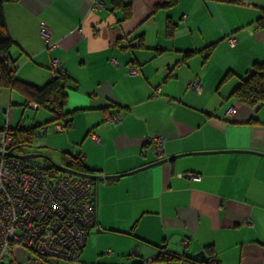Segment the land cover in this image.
Segmentation results:
<instances>
[{
    "label": "crops",
    "instance_id": "0c3cea01",
    "mask_svg": "<svg viewBox=\"0 0 264 264\" xmlns=\"http://www.w3.org/2000/svg\"><path fill=\"white\" fill-rule=\"evenodd\" d=\"M0 1L16 76L43 85L53 57L68 76L66 108L78 111L58 140L63 149L74 147L88 166L100 169L98 175L182 154L98 179L95 227L77 261L54 264H163L155 260L159 247L198 257L209 244L222 264H264V106L255 111L230 96L238 76L264 61V30L255 23L264 0H178L168 9L160 6L163 0H125L132 13L124 19L111 0ZM169 18L175 23L171 36L165 31ZM41 22L58 42L54 50L45 47ZM212 43L207 56L182 60L183 51ZM130 65L139 73L129 74ZM228 70L232 76L222 80ZM12 93L0 86V127L27 125L23 115H31L23 109L18 119ZM40 115L28 125L47 120L50 112ZM150 136L164 138L161 156ZM231 149L236 151H226ZM200 151L215 152L191 153ZM93 229L111 235L107 255L99 237L89 240ZM91 250L98 251L93 260L87 258ZM15 255L2 264H29L26 253L17 249Z\"/></svg>",
    "mask_w": 264,
    "mask_h": 264
},
{
    "label": "built area",
    "instance_id": "2783aa9c",
    "mask_svg": "<svg viewBox=\"0 0 264 264\" xmlns=\"http://www.w3.org/2000/svg\"><path fill=\"white\" fill-rule=\"evenodd\" d=\"M39 33L47 49L58 46L45 22L40 23ZM229 43L234 47L236 39L230 37ZM111 61L117 64L116 59ZM59 64V58L53 57L51 76ZM128 73L135 75L139 69L130 65ZM191 84L201 91L198 80ZM8 129L6 126L0 131V264L13 249L26 253L30 264H51L57 259L77 261L96 220L92 184L11 155ZM57 129L61 126L57 125ZM93 137L100 141L98 135ZM147 140L155 145L156 155L161 156L164 138L150 136Z\"/></svg>",
    "mask_w": 264,
    "mask_h": 264
},
{
    "label": "trees",
    "instance_id": "16d2710c",
    "mask_svg": "<svg viewBox=\"0 0 264 264\" xmlns=\"http://www.w3.org/2000/svg\"><path fill=\"white\" fill-rule=\"evenodd\" d=\"M209 1V0H204ZM217 2H226L230 4H242L246 0H211ZM178 0H163L160 5L165 9L172 8L177 4ZM112 8H117L122 12L123 19L129 18L132 13V6L125 0H111ZM260 14L256 19V27L264 30V6L260 8ZM175 23L169 18L166 20L165 31L168 36H171L174 31ZM14 41L10 36L3 4L0 1V86L6 87L13 91L18 92L22 98L23 108L31 107L32 109L44 108L50 112V116L43 122L32 120L29 125H16L8 127L9 134L12 138V143L9 146L10 154L15 157L20 155L42 153L37 151L41 145L37 144L39 135H44L50 125L61 126V131L69 130L72 127L73 115L77 109L69 110L66 108L68 94H67V74L61 67V62L56 69V73L51 76L50 79L43 85L37 86L32 83L26 82L19 79L16 76L17 66L14 60H11L9 55V49L13 45ZM214 43L207 45L202 49L185 50L182 54V60L185 61L196 53H204L205 56L210 54L213 50ZM51 71V70H50ZM233 72L228 70L223 76L222 80H226L232 76ZM239 80L235 87L231 90L230 96H232L237 102L254 109L257 111L261 106H264V61H255L251 67L243 76H238ZM199 82V81H198ZM194 88V87H193ZM195 89V88H194ZM36 104L37 107L31 105ZM9 117V116H8ZM7 125L1 126L0 131ZM59 130V131H60ZM26 158V157H24ZM42 157L28 158L34 163L43 165L44 167L52 170L56 169L57 172H63V170L53 166V164L45 158H42L43 162H39L36 159ZM62 161L64 166L68 167L71 172L64 171V174L71 175L69 178H79L84 181H89L93 186L91 193V200L95 207V201L93 200V194L95 186L98 182L97 175L101 171H92L86 164L84 159L77 153L64 152L62 154ZM63 174V175H64ZM87 174H90L88 176ZM68 176V175H67ZM66 176V177H67ZM96 212V208H95ZM95 223L93 227H95ZM159 251L156 255L155 260L163 264H171L174 261H182V264H222L220 259L217 257L213 244L205 245V256L204 257H192L188 255H179L178 253L159 247ZM16 249H13L9 255H15ZM8 255V256H9ZM27 260V259H26ZM57 259L53 260L51 264L56 263ZM23 263V262H22ZM27 263L28 260H27ZM30 264V263H29ZM131 264H150L144 260L137 259Z\"/></svg>",
    "mask_w": 264,
    "mask_h": 264
},
{
    "label": "rangeland",
    "instance_id": "374dc122",
    "mask_svg": "<svg viewBox=\"0 0 264 264\" xmlns=\"http://www.w3.org/2000/svg\"><path fill=\"white\" fill-rule=\"evenodd\" d=\"M261 6L262 7L264 6V1H262ZM259 11H260V8H259ZM12 95H13V102H15L17 104V105H13L12 108H14V110H15L17 116H18V119H19V116L21 115V112H23V109L26 110L27 114H31V115H28V116L23 115V117H24L27 125L29 123V120L32 117L39 118V115H40L41 112L42 113H48V111L46 109H44V108H39L38 111H36L35 109H32L30 106L27 107V108H23V106H21L22 102H21V98H20V95L18 94V92L13 91ZM2 110L3 109H0V119L3 121V118L5 117V113ZM45 116H46V114H44V117ZM18 119H17V121H18ZM17 121H16V123H17ZM54 127H55V125H53V124L50 125L49 128L47 129V132L44 135L40 136L37 139V143H38V145H41L40 148L42 150L44 149V152L48 156H50L51 159L54 162L62 165L63 164V161H62L63 151L64 152H72V153H74V147H70V149H63V144H61L58 140L61 139L60 136L66 135L67 134V131L64 130V131H61V132H56V130H55ZM72 137H73V134H72ZM52 148L57 149V150H54ZM45 149H48V150H45ZM36 160L39 161V162H43L42 158H37ZM60 174H64V171L63 172H60ZM67 175L64 174V176H67L68 178L69 177H72L68 173H67ZM95 231H97V230L96 229H93L90 232V234L88 235L89 240H90V238H97V237H99L100 241H99L98 246L101 247L100 248L101 254L102 255H107L105 253V251L107 249V246L110 244L109 237H111V235L110 234H98V233H94ZM96 252H98V251H96V250H93L92 251L91 250V252L87 255V258L89 260H93V258L96 257ZM98 255H100V253H98ZM6 258H7V256L5 257V259ZM61 262H65V261L64 260L59 261V263H61ZM67 263H69V262H67ZM78 263L81 264L82 262H78ZM85 264H87V263H85Z\"/></svg>",
    "mask_w": 264,
    "mask_h": 264
},
{
    "label": "water",
    "instance_id": "95a60500",
    "mask_svg": "<svg viewBox=\"0 0 264 264\" xmlns=\"http://www.w3.org/2000/svg\"><path fill=\"white\" fill-rule=\"evenodd\" d=\"M226 151H236V150H233V149H231V150H226ZM240 151H242V150H240ZM204 152H215V151H204ZM204 152H202V151H200V152H191V153H204ZM191 153H185V154H191ZM180 155H182V154H177V155H172V156H169V157H166V158H161V159H159V160H157V161H154V162H151V163H149V164H147V165H144V166H141V167H139V168H136V169H133V170H131V171H128V172H126V173H121V174H112V175H108V174H106V175H94L95 177H97V178H99V179H103V178H114V177H119V176H121V175H124V174H129V173H134V172H136V171H139V170H142V169H144V168H147V167H150V166H154V165H156V164H160V163H162V162H164V161H166V160H171V159H174V158H176V157H178V156H180ZM21 157H26V158H35V157H42V158H45V159H48L52 164H53V166H55V167H57V168H59V169H61V170H63V171H66V172H71V170L68 168V167H66V166H64V165H60V164H58V163H56V162H54L52 159H51V157L50 156H48L47 154H45V153H33V154H26V155H20ZM90 167V166H89ZM90 169L92 170V171H100V169H97V168H94V167H90ZM88 176H90V174H87ZM100 230V229H99ZM196 256H200V257H204L205 256V252H204V250H201V251H199L198 253H196Z\"/></svg>",
    "mask_w": 264,
    "mask_h": 264
}]
</instances>
